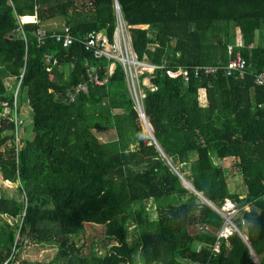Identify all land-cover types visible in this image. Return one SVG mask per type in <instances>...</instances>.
<instances>
[{"label": "trees", "instance_id": "obj_1", "mask_svg": "<svg viewBox=\"0 0 264 264\" xmlns=\"http://www.w3.org/2000/svg\"><path fill=\"white\" fill-rule=\"evenodd\" d=\"M117 1L138 58L164 69L150 79L154 90L142 85V113L157 144L144 135L121 65L109 76L108 60L80 43L63 48L51 37L59 30L47 29L43 44L36 36L60 22L78 39L102 34L112 43L115 0H0V181L18 184L17 195L0 188V219L14 223H0V264H27L18 253L27 243L56 245L50 264H137V257L142 264H254L250 250L264 264V86L255 84L264 70V45L256 46L264 0ZM24 16L37 22L23 23ZM230 48L253 73L245 80L220 72L186 83L165 75L225 67ZM91 67L101 68L106 83L87 84L71 102ZM22 74L19 103L28 100L34 138L17 147L15 134L3 136L15 128L2 116ZM95 130L115 138L102 143ZM212 154L237 161L244 199L231 193ZM228 199L251 208L233 219L247 243L234 233L215 253L225 225L218 211ZM149 202L157 206L155 221ZM130 223L139 231L134 244ZM88 226L100 227L102 251L90 237L79 246Z\"/></svg>", "mask_w": 264, "mask_h": 264}, {"label": "built area", "instance_id": "obj_2", "mask_svg": "<svg viewBox=\"0 0 264 264\" xmlns=\"http://www.w3.org/2000/svg\"><path fill=\"white\" fill-rule=\"evenodd\" d=\"M115 10L117 15V28L115 30L113 42L110 43L106 37L102 34H86L82 39H78L72 35L71 29L63 26L59 32H54L51 37L56 40L57 43L61 44L63 48L68 49L73 46L75 43H80L85 51L90 52L95 59H106L110 62L108 66L107 74L109 76L113 75L117 64L121 65L126 80L128 83L129 91L131 93L133 102L135 104L136 110L139 113V116L143 117L142 113V100L144 98V92L142 88L143 80L149 82L146 85V88L154 90L153 86L150 84V79L156 71L164 70L163 67H156L150 65L146 60L141 61L132 48L131 38L128 33L127 25L124 21V17L120 8V5L117 0H115ZM37 39L40 44L44 43V40L47 38V31L41 29L36 34ZM240 48H244V44L240 45ZM248 49L251 50V47ZM52 56L48 55L46 62L50 63L52 61ZM55 63H57L55 61ZM100 67H91L86 72V79L88 83H80L69 93V100L74 102L76 96L80 93H85L88 89L87 84H91L95 87L103 86L107 79H102L100 75ZM223 72L226 77L235 78L239 80H245L247 76L252 75L250 68L247 64V61L243 58L240 50L234 51V49H229V62L225 67L214 68V67H197L193 69H178L177 71H165V75L170 80H176L182 78L186 83L191 80V77L194 75L196 79H201L203 77H217V75ZM23 81V74L17 84L16 89L14 90V102L13 107H10L8 104H5V113L2 116L3 119L6 118L11 124L14 125L16 137V145L19 147V137L23 123L20 121V88ZM256 86H264V70L258 73L255 76ZM223 213L220 211L219 214L229 225L232 230L228 231L226 226L218 234L217 241L214 247V252H218L221 247V242L223 240H228L234 233L241 234L238 228L234 225L233 219L237 213L235 205L232 203H227L224 207ZM242 225L245 226L246 223L243 221Z\"/></svg>", "mask_w": 264, "mask_h": 264}, {"label": "rangeland", "instance_id": "obj_3", "mask_svg": "<svg viewBox=\"0 0 264 264\" xmlns=\"http://www.w3.org/2000/svg\"><path fill=\"white\" fill-rule=\"evenodd\" d=\"M145 82H146V80H143L142 84H144ZM11 84L12 83H9L10 87H11ZM25 101H26V97L23 95V99H22L23 104ZM24 105H26V104H24ZM26 111H28V110H26ZM31 116H32V114H31ZM30 119H32V118L30 117L29 120ZM23 125H24V123H23ZM150 130H151V128H150ZM143 132H144V135L150 139L149 130L146 127V125H144V123H143ZM93 133L96 136V138L99 139L102 143H107L110 140L115 138V135H113L112 133L101 132V131H97V130H95ZM33 138H34L33 129L31 126H28L26 129H24L20 132V137H19L20 147H23L24 144L28 141H33ZM234 177H236V176H234ZM241 181H242V179L239 177L238 178L236 177L235 179H232V181L231 180L229 181L231 192H233V188L236 185L240 186L242 184ZM182 182H183L184 186H186L189 190L192 191L191 185L188 184L189 183L188 181H187L188 183H186L184 181H182ZM17 186H18V184H15V183L0 181V188L6 189V191H8V193L10 195H17V191H16ZM224 207H223V209H224ZM146 209L150 213V216H149L150 220L151 221L157 220V206H156V204L153 202H149L146 204ZM249 211H251V208L245 207L244 209H242L240 211V214H242L243 212L248 213ZM220 212L223 213L224 210H222ZM224 214H225V212H224ZM235 217H237V216H235ZM1 222H6V223H9L10 225L14 224L13 221H10V220L5 219V218L0 219V223ZM226 224L227 223L225 222V225H224V226H226L225 229L232 230V228ZM97 230H100V227L88 226L86 229V232H85V237H82L83 235H80L77 239L79 246L83 245V243H84L83 240H85L87 237H90V238H92L93 242L94 241L96 242L97 250L102 251V249H101L102 237H101L100 233H97ZM127 230H128V240L131 244H134L135 242H137L136 240L139 237V231H137V229L135 228V225H133L131 223L129 225H127ZM87 244H90V243H87ZM18 253H19V259H20L19 261L21 263L27 262V264H50L55 259V255L57 253V246L53 245V244L27 243L25 248ZM137 259H138L137 264H142V261L139 259V257H137Z\"/></svg>", "mask_w": 264, "mask_h": 264}, {"label": "crops", "instance_id": "obj_4", "mask_svg": "<svg viewBox=\"0 0 264 264\" xmlns=\"http://www.w3.org/2000/svg\"><path fill=\"white\" fill-rule=\"evenodd\" d=\"M25 17H32V19H33V21L32 22H27V21H25ZM22 22L23 23H35V22H37V19H36V17H34V16H24L23 17V19H22ZM62 24L59 22H52V23H49V24H46L45 26H44V29L45 30H47V29H51V30H61L62 29V27L63 26H61ZM131 43H132V41H131ZM263 44L264 45V34H259L257 37H256V46H258V44ZM254 47H251V50L253 49ZM239 80V79H238ZM149 84V82L146 80V82L143 84V86H146V85H148ZM24 104H26V105H24ZM24 104H23V102H22V104H21V106H20V121L21 122H23L24 123V125H23V127H24V129L25 128H27L28 126H30L31 124H32V121H31V119L29 120V118L31 117V108H30V106H29V103H28V100H26L25 102H24ZM27 107V108H26ZM26 110H28V111H26ZM29 123H31V124H29ZM23 142V141H22ZM21 142V143H22ZM24 143V142H23ZM212 159H213V162H214V164L217 166V167H220V168H223L226 172H227V174H228V178H227V180H228V186H229V189H230V184H229V181L231 180L232 181V179H235L236 177L238 178H241L242 179V181H241V185L240 186H235L234 188H233V192H231V193H236V194H239V195H242L241 196V198L242 199H244L246 196L245 195H243V194H245V192H246V187H245V185H244V183H243V177H242V175L240 174V172H238V169L237 168H235V165H236V163H237V161L235 160V159H233V158H227V159H221V158H219L217 155H215V154H212ZM234 176H236V177H234ZM231 191V190H230ZM227 203H232L233 205H235V207H236V211H237V215H235V216H239V214H240V211L242 210V209H240L239 207H238V204H236L235 202H232V201H229V199H228V201L226 202V204ZM226 204H225V206H226ZM250 208V207H249ZM251 211H249L248 213H250ZM236 218V217H235ZM225 228V227H224ZM223 228V229H224ZM240 232V231H239ZM242 235V234H241ZM243 236V235H242ZM256 258V257H255ZM258 261V260H257Z\"/></svg>", "mask_w": 264, "mask_h": 264}, {"label": "water", "instance_id": "obj_5", "mask_svg": "<svg viewBox=\"0 0 264 264\" xmlns=\"http://www.w3.org/2000/svg\"><path fill=\"white\" fill-rule=\"evenodd\" d=\"M139 118H140L141 122H143L144 125H146V127L148 128L150 138H151V139L157 144V142H156V140H155V137L153 136L152 131L150 130V126H148V122H147V120H146V117H144V115H143V117L139 116ZM29 124H31V123H29ZM3 136H4V137H11L12 134H11V133H6V132H4V133H3ZM157 147L159 148L158 145H157ZM159 150H160L162 156L164 157V159L167 161L168 165L171 166V167L173 168L174 172L180 177V179H181L182 181L188 183V182L184 179V177H183L182 175H180V173H179L176 169H174V167L171 165L170 161H168L167 157L163 154V152L161 151V149H159ZM188 184H191V183H188ZM191 189H192V191L195 192L197 195L201 196L199 193H197V191L194 189V187L192 186V184H191ZM201 197H202V196H201ZM202 198H203V197H202ZM204 201H206L205 198H204ZM206 203H208V202H206ZM208 205H209L210 207L213 208L212 204L208 203ZM213 209H215V208H213ZM218 213H219V212H218ZM240 236H241V237L244 239V241L247 243V239H246L244 236H242L241 234H240ZM250 256H251L252 261L254 262V264H259L258 261H257V259L255 258V255L252 253L251 250H250Z\"/></svg>", "mask_w": 264, "mask_h": 264}, {"label": "bare ground", "instance_id": "obj_6", "mask_svg": "<svg viewBox=\"0 0 264 264\" xmlns=\"http://www.w3.org/2000/svg\"><path fill=\"white\" fill-rule=\"evenodd\" d=\"M149 126V125H148ZM189 185H191V184H189ZM228 231H230L229 229H227Z\"/></svg>", "mask_w": 264, "mask_h": 264}]
</instances>
